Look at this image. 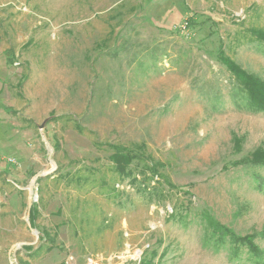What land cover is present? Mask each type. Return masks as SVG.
I'll return each mask as SVG.
<instances>
[{
    "label": "rangeland",
    "instance_id": "rangeland-1",
    "mask_svg": "<svg viewBox=\"0 0 264 264\" xmlns=\"http://www.w3.org/2000/svg\"><path fill=\"white\" fill-rule=\"evenodd\" d=\"M251 28L264 0H0V264H264V113L217 57L264 81Z\"/></svg>",
    "mask_w": 264,
    "mask_h": 264
},
{
    "label": "trees",
    "instance_id": "trees-1",
    "mask_svg": "<svg viewBox=\"0 0 264 264\" xmlns=\"http://www.w3.org/2000/svg\"><path fill=\"white\" fill-rule=\"evenodd\" d=\"M248 34L252 39L264 45L263 30L251 28L248 29ZM217 57L220 65L228 72L230 76V80L232 81L233 85L232 90L236 91L240 96L245 97L246 109L252 113H264V81L252 74L247 73L231 58L226 56L222 44L220 45ZM77 129L81 131L79 126H77ZM95 145L96 147H102V145L99 143H95ZM104 146L112 151L109 160L113 165L112 171L118 181L122 182L127 179V181L131 183L138 182L136 178V172L138 171V175L142 176V180L147 186H149L148 183H151L154 178L162 179V182L159 180L158 182H155V185H153L152 193H156L158 198H162L161 192L157 187L159 185L166 184L171 190H175V187L169 182L167 177L159 173V169H161L162 164L160 162L154 161L149 155H146L144 151L145 147L143 145H135L132 148L111 144H105ZM249 163H251L250 165H264V150L255 151L251 155ZM37 217V205H33L29 213V222L32 227L36 226ZM208 224L214 230L222 232L218 233L220 236L218 238L221 239L224 236L223 234L226 233V231L222 230L221 227L212 221L211 218H208ZM43 235V239H47L49 242L53 243L54 240L49 233L44 232ZM234 242L248 245V252L257 255L248 237L242 239L236 238ZM39 249H41V247ZM26 250L31 251L32 249L27 247ZM236 253L237 251L235 254ZM25 262L26 263L24 264H29V261ZM142 264H146L145 259ZM147 264H150V260Z\"/></svg>",
    "mask_w": 264,
    "mask_h": 264
},
{
    "label": "built area",
    "instance_id": "built-area-1",
    "mask_svg": "<svg viewBox=\"0 0 264 264\" xmlns=\"http://www.w3.org/2000/svg\"><path fill=\"white\" fill-rule=\"evenodd\" d=\"M186 25H187V24L185 23L184 26H181L180 28L184 29ZM9 161H10V162H14L13 160H12V161L9 160ZM9 161H8V162H9Z\"/></svg>",
    "mask_w": 264,
    "mask_h": 264
},
{
    "label": "water",
    "instance_id": "water-1",
    "mask_svg": "<svg viewBox=\"0 0 264 264\" xmlns=\"http://www.w3.org/2000/svg\"><path fill=\"white\" fill-rule=\"evenodd\" d=\"M43 126H41V128H42ZM45 174H42L40 177H42V176H44ZM37 178H35V180H36Z\"/></svg>",
    "mask_w": 264,
    "mask_h": 264
}]
</instances>
